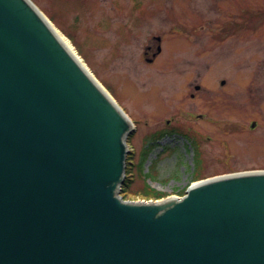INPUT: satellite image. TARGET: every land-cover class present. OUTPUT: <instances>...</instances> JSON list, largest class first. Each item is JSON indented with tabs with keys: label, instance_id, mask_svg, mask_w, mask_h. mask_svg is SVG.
Wrapping results in <instances>:
<instances>
[{
	"label": "water",
	"instance_id": "1",
	"mask_svg": "<svg viewBox=\"0 0 264 264\" xmlns=\"http://www.w3.org/2000/svg\"><path fill=\"white\" fill-rule=\"evenodd\" d=\"M130 131L30 0H0V264H264V170L123 200Z\"/></svg>",
	"mask_w": 264,
	"mask_h": 264
},
{
	"label": "rangeland",
	"instance_id": "2",
	"mask_svg": "<svg viewBox=\"0 0 264 264\" xmlns=\"http://www.w3.org/2000/svg\"><path fill=\"white\" fill-rule=\"evenodd\" d=\"M32 1L134 120L122 199L264 169V0Z\"/></svg>",
	"mask_w": 264,
	"mask_h": 264
},
{
	"label": "bare ground",
	"instance_id": "3",
	"mask_svg": "<svg viewBox=\"0 0 264 264\" xmlns=\"http://www.w3.org/2000/svg\"><path fill=\"white\" fill-rule=\"evenodd\" d=\"M44 20L49 24V26L51 27V29L53 30V33L56 35V37L58 38V40L66 47L69 49L70 53L73 54L78 60H80V62L84 64V62L82 61V59L80 58V56L77 54L76 50L74 49L73 45L71 44V42L69 41V39L58 29L54 26V24H52L46 17H44ZM86 66V65H85ZM91 76L93 78H95L93 76V74L91 73ZM192 177H196L197 180L195 182H200L201 181V178L198 177V176H195V175H192ZM193 182V184L195 183ZM139 197V196H138ZM175 196H172V197H166V198H161V199H153L150 197V199L147 201V202H160L161 201H165L167 200L168 198H173ZM140 198H143V197H139L138 199ZM130 201V200H128ZM133 201V199H132Z\"/></svg>",
	"mask_w": 264,
	"mask_h": 264
},
{
	"label": "trees",
	"instance_id": "4",
	"mask_svg": "<svg viewBox=\"0 0 264 264\" xmlns=\"http://www.w3.org/2000/svg\"><path fill=\"white\" fill-rule=\"evenodd\" d=\"M131 163L128 161L127 162V167H126V170H125V173H126V176H125V180L124 182L122 183L121 185V188H120V194L121 196L124 198V197H128V186L129 184L131 183V179L128 177V175H133L132 174V170H131ZM144 176H145V180L148 179L150 177V174L148 172L144 173ZM148 185L145 184L144 185V189H143V192H142V196L144 197H147V198H160L162 196L165 195L164 192H160V191H156V190H148L146 187Z\"/></svg>",
	"mask_w": 264,
	"mask_h": 264
},
{
	"label": "flooded vegetation",
	"instance_id": "5",
	"mask_svg": "<svg viewBox=\"0 0 264 264\" xmlns=\"http://www.w3.org/2000/svg\"><path fill=\"white\" fill-rule=\"evenodd\" d=\"M147 49H148V50H151V47L148 46ZM157 54H159V52H157V47H156V53H155V52H152V57H150V58L148 57V59H151V61H152V59H153L155 56H157ZM192 96H193V94H192Z\"/></svg>",
	"mask_w": 264,
	"mask_h": 264
}]
</instances>
